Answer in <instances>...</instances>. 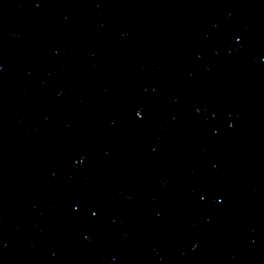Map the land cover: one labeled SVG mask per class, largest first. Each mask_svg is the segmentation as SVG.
Wrapping results in <instances>:
<instances>
[{"label":"water","instance_id":"1","mask_svg":"<svg viewBox=\"0 0 264 264\" xmlns=\"http://www.w3.org/2000/svg\"><path fill=\"white\" fill-rule=\"evenodd\" d=\"M0 133L119 264H264V0H0Z\"/></svg>","mask_w":264,"mask_h":264},{"label":"snow or ice","instance_id":"2","mask_svg":"<svg viewBox=\"0 0 264 264\" xmlns=\"http://www.w3.org/2000/svg\"><path fill=\"white\" fill-rule=\"evenodd\" d=\"M137 115L139 116V115H140V113L138 112V113H137Z\"/></svg>","mask_w":264,"mask_h":264}]
</instances>
